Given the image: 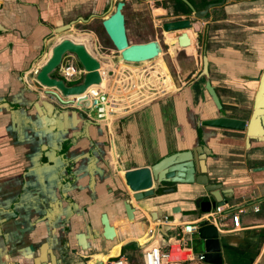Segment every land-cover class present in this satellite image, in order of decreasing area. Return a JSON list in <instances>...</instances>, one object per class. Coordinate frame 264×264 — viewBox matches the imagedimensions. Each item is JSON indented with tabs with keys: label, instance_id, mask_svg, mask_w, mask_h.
I'll return each mask as SVG.
<instances>
[{
	"label": "crops",
	"instance_id": "0c3cea01",
	"mask_svg": "<svg viewBox=\"0 0 264 264\" xmlns=\"http://www.w3.org/2000/svg\"><path fill=\"white\" fill-rule=\"evenodd\" d=\"M111 1L0 0V264H32L42 242L48 244L58 264H103L120 254L121 247L128 243L138 246L141 260L143 245L163 248L168 241L191 249L190 262L200 264L195 259L199 252L191 245L194 235L197 238L198 226L190 234L182 232L183 226L206 216L193 210L191 203L202 194L198 186L179 184L173 193L139 203L130 199L135 222L129 224L121 212V202L114 199L116 194H108L104 183L92 190L83 177L93 158L89 152L96 133L85 127V133L63 160L65 152L58 154L56 131L48 128L45 113L30 107L36 98L32 91L36 88L28 76L30 69H37L62 39L77 41L91 51L95 41L91 28L112 11L113 7L108 10ZM128 1L127 19L138 26L148 21L157 27L165 21L189 19L188 32L194 47L190 51L177 50L183 53L179 56L173 54L177 48L175 40L166 38L167 53L174 57L173 71L168 77L172 89L153 98L138 99L123 106V112L101 121L107 125V131L113 130L114 136L111 140L106 132L109 140L105 153L99 155L93 149L95 159L103 156L105 179L121 175V163L124 169L149 166L173 151L193 146L194 125L216 116L201 87L191 86L199 69L197 57L202 45L206 48L210 82L221 104L233 107L225 109V113L234 114V118H248L247 109L264 66V0H225L221 6L209 9L202 19L193 18L191 13L182 15L176 0H123V8ZM167 4L171 11L157 14ZM177 10L179 15L169 17ZM69 23H73L69 30L51 33ZM99 57L101 71L105 72L102 88L106 90L110 78L107 74L113 75L115 69ZM164 69L163 64L162 75ZM136 76V81L142 82L140 73ZM138 85L137 95L140 89H151L147 84L141 88L142 84ZM175 92L173 97L151 104ZM109 93L113 98L119 95L116 89H109ZM78 98L81 100L75 110L87 116L81 104L84 97ZM122 116L126 118L112 122ZM103 129L102 126L100 130ZM203 132L212 153L204 161L206 173L231 189L232 197L223 208L230 207L229 212L242 209L236 228H232L227 214L208 222L217 233L221 264H264V171H252L264 166V144L250 142L246 150L241 135L212 129ZM99 212L106 214L116 238L111 243L96 241L92 245L89 230L100 232ZM152 212L157 214L155 222L149 218ZM139 225L144 227L143 231ZM153 227H160L161 233L152 235ZM78 233L86 239L84 251L77 246Z\"/></svg>",
	"mask_w": 264,
	"mask_h": 264
},
{
	"label": "water",
	"instance_id": "95a60500",
	"mask_svg": "<svg viewBox=\"0 0 264 264\" xmlns=\"http://www.w3.org/2000/svg\"><path fill=\"white\" fill-rule=\"evenodd\" d=\"M179 1L188 7L193 18L202 19L206 16L209 9L221 6L225 0L208 3L198 11H195L186 0ZM123 6L124 3L121 0L117 1L112 11L100 22L103 32L113 48L118 52L119 60L123 63L136 64L155 59L162 53L161 46L157 41H148L140 44H129L127 42L123 15L121 13ZM110 9L111 4L108 7V10ZM177 15H179L178 10L169 17ZM72 24L73 23L62 25L53 29L51 33L58 34L64 32L68 30ZM159 28L161 34L165 38H173L175 40V46L179 51H185L186 48L189 50L193 49L194 42L190 38L188 32L191 28L189 19L165 21L160 24ZM198 38L200 37L196 36V40ZM205 50V45H202L199 53L201 55L200 74L206 79L208 61ZM64 53L74 54L85 72L78 85L65 87L61 81L48 77V74L59 64L61 56ZM99 69V62L91 57L82 45L75 44L67 39H62L51 48L49 57L35 73L34 80L36 84L42 88H54L58 90L62 97H79L88 87L96 86L101 82ZM110 75L111 73L107 74V76ZM203 89L214 107L216 116L214 118L201 119L194 125L195 144L193 146L184 148V150L173 151L149 166L139 165L136 168L124 169L123 166L119 164L122 174H117L116 177L112 178L107 176V179L102 176L103 170L105 169L103 156L95 159L94 150L92 149V151L89 152V155L93 158L88 161V169H84V179H86V182L92 187V190L95 185L98 184V186H100L104 183L105 190L108 194H116L114 199L121 202V212H123L125 222L129 224L135 222L133 214L134 209L131 207V203L129 202L130 199L133 202L139 203L153 196L173 193L176 189V185L179 184L196 185L201 189L202 194L196 196L191 202L193 210H197L200 214H207L215 207L223 206L231 199V189L224 187L215 179L209 178L206 173L204 161L206 158L211 157L212 153L206 143L207 135L203 132L204 129H212L218 132H231L241 135L243 146L246 150H248L250 142L264 144V66L261 68L256 88L252 93L251 105L249 109H247L249 115L246 119L234 118L232 117V115H234L232 113L226 114L225 109H231L233 107L221 104L214 88L208 81H205ZM176 93L177 92L162 96L151 104L167 100ZM80 100L81 99L77 98L75 102L76 106L79 104ZM82 100H84V98H82ZM32 107L37 113L42 109L45 113V117L47 116V118H49L48 128L56 131L55 135L59 141L58 144H60L58 152L63 150V144H66L64 150L66 147L67 149L64 156L61 157V159L64 160L69 148L73 147L75 141L85 133V127L83 126L82 128L80 123L83 121L84 124H87L89 120H84L76 111L58 112L52 105L42 100L40 104H36L35 102ZM55 112L56 114L58 113L57 116ZM124 118H126V116L118 117L112 120V122L115 123ZM80 128H82L81 132ZM110 131L113 134V130L110 129ZM84 138H86V135ZM188 140L189 139H187V141ZM252 171H264V166L255 167ZM72 177L77 181L74 174ZM165 185H170L171 187L165 188ZM175 209L179 211L178 208ZM156 217L157 214L155 212L149 215L152 222H155ZM98 222L100 226V232L98 234L92 229L89 230L90 238L88 239L90 243L93 245L96 241L99 243L102 241L108 243L114 241L116 238L115 229L110 224L105 213L99 212ZM139 227L141 231H143L144 227L142 225H139ZM153 232L161 233L160 227H153ZM164 236L166 235L164 234ZM196 237V246L199 252L198 256L201 258L199 263L221 264L220 248L215 228L205 221L200 220L196 230ZM75 240L80 250L84 251L87 249L85 244L86 239H84L83 234H76ZM56 260L48 244L42 242L39 246L38 255L32 259V264H58Z\"/></svg>",
	"mask_w": 264,
	"mask_h": 264
},
{
	"label": "rangeland",
	"instance_id": "374dc122",
	"mask_svg": "<svg viewBox=\"0 0 264 264\" xmlns=\"http://www.w3.org/2000/svg\"><path fill=\"white\" fill-rule=\"evenodd\" d=\"M111 2H112L111 3V7H112L114 4V0H112ZM129 7H130V3L128 1L127 5H125V7L121 10L124 20V29H125L127 41L130 44L144 43L148 41H157L161 46L162 53L159 59L156 58L157 60L153 59L145 63H136V64L121 62L119 60V56L113 53L112 50H110V55H109L111 56L110 59L102 57L104 59V62L110 63L115 69L114 74L108 79L109 81L107 83L106 91L109 93V89L110 92H112V89H116L117 93L119 94L117 97L113 98L116 105V113L123 112L125 106H129L130 104L137 102L138 99L140 100L143 98L147 99L146 97L149 96L153 98L154 96H158L165 93L166 90L172 89L167 74L165 72H163L164 75L160 73V69L162 68L163 64L167 69L169 68L172 69L174 67V59H173L174 57L173 54L167 53L168 50L167 47H169V45L167 44V39L165 37L163 39V36L161 35V30L159 28L160 24L157 25V27H152L150 21L143 22L144 25L142 24L141 26L135 25L133 23H129L127 19V13L130 12ZM99 24H100L99 20L95 21L94 28L91 29L96 35L98 41L100 43L103 42L102 47L99 48V53H101L102 55H107L109 54V52H107L106 39L103 32L101 31ZM164 41L166 42L167 45L163 43ZM91 51H93L92 48ZM176 54L180 56L179 53ZM198 56L199 57L197 58L200 59L201 55L198 54ZM138 73H140V76H142L141 78L142 82L136 81L137 79L136 75ZM76 83H78V80L73 81L70 84L73 85ZM143 83L150 85L151 89L146 92L143 89H140L139 94L137 95L136 92L139 89L138 84H142L140 86L141 88L144 87L145 85V84L143 85ZM191 245L195 250H197L195 235L193 241L191 242ZM122 255H124L127 258L128 264L141 263L138 249H132L131 247L127 246L122 250ZM187 264H192V263L188 262Z\"/></svg>",
	"mask_w": 264,
	"mask_h": 264
},
{
	"label": "flooded vegetation",
	"instance_id": "af4514ba",
	"mask_svg": "<svg viewBox=\"0 0 264 264\" xmlns=\"http://www.w3.org/2000/svg\"><path fill=\"white\" fill-rule=\"evenodd\" d=\"M117 1H119V0H114V4H113L112 7L115 6V3ZM121 1L123 2V0H121ZM166 12H169V10L166 7H164L163 9L157 10V14H163V13H166ZM70 27H72V26H70ZM101 31L103 32L102 29H101ZM61 33H63V32H61ZM103 34H104L105 39H106L107 52H109V54H107V55H102L101 53H99V48L102 47L103 42L100 43L98 41V39H97L95 34L94 35H95L96 38H95L94 44L91 47L93 51H89L83 44L78 43L77 41L70 40V39H67V40H69V41H71V42H73L75 44L82 45L84 47L85 51L97 61H98V57L99 56L101 58L104 57V58L110 59V57H111V56H109L110 55V50H112L113 53H115V54H117L119 56L118 52L113 48L112 44L110 43V41L108 40V38H107V36L105 35L104 32H103ZM205 39H206V36H205ZM126 40H127V38H126ZM144 43H146V42H144ZM137 44H140V43H137ZM93 46H94V49H93ZM177 50H178L177 48L174 49L173 54L179 53L180 55L183 56V53L182 52H177ZM186 51H190V50L188 48H186ZM49 55H50V51H49ZM49 55H48V57H49ZM47 58L45 60H43V62H41V64H39L37 69H34V71L30 69V71L28 73V76H30V78H31L30 79V83L36 88V90H32L34 92L36 98L30 104V107L33 108L32 105L35 102H36V104H40V102L42 100L43 102L52 105L53 108H55L58 112L76 111L75 110V108H76L75 107V102L77 101L78 97H62L58 90H56L54 88H52V89L42 88L41 86L36 84V82L34 80L35 73L44 64V62L47 60ZM198 61H199V69L197 70L195 76L193 77V82H192L191 86H194V87L196 86L198 88L201 87V90L205 93V95H207L205 90L203 89V85H204L205 81H208V83L213 87V85L210 82V78H209L208 62H207V69H206L207 78L205 79V77L202 74H200L201 73V59H198ZM64 67L70 68L68 70L67 74H66L68 78H66V75L63 76L62 73H61L60 69H63ZM164 68H165L164 70H165V73L167 74V76L171 77V73H172L171 70L173 71V68L172 69H170V68L167 69L165 67V65H164ZM84 74H85V72H84L82 66L79 64V62H78L77 58L75 57V55L71 54V53H64L61 56V60H60L59 64L48 74V77L52 78L54 80L61 81L63 86H65V87H71V86H75V85L80 84ZM111 76H112V74L110 75V77ZM76 80H78V83L73 84V85L70 84V83H72L73 81H76ZM54 94H56V95H54ZM58 99H60L62 102L60 100H58ZM79 103H80V101H79ZM57 114L55 112L56 116H57ZM80 115H81V117L84 120H89V122L87 124H84V122H83L82 127L84 126L86 128L87 127L91 128L92 129V134L96 133L95 136H94L95 140L92 143V148L95 149V152L98 153L99 155H101L102 153H105V151L108 149V140H109L108 134L111 135L110 136L111 140H112V138H114L113 134L110 133V129H108V131H107L108 127L105 124H101V121L95 120V118L93 116H91V115H88V114H87V116L82 115V114H80ZM45 118L49 120V118H47V116ZM101 125L105 128V129H103V132H102V130H100V128L102 127ZM117 131L118 130H116V132ZM106 132L108 134H106ZM64 146H66V144H63V150H61L58 154H63L66 151V150H64ZM67 165H68V163H67ZM120 165H122V163ZM170 187H171L170 185H167V188H170Z\"/></svg>",
	"mask_w": 264,
	"mask_h": 264
},
{
	"label": "built area",
	"instance_id": "2783aa9c",
	"mask_svg": "<svg viewBox=\"0 0 264 264\" xmlns=\"http://www.w3.org/2000/svg\"><path fill=\"white\" fill-rule=\"evenodd\" d=\"M70 68L64 67L61 70L62 75H66ZM99 76L102 79L103 75L99 71ZM66 78L67 75H66ZM97 86V85H96ZM90 86V87H96ZM88 87L85 92V99L82 100L81 104H84L86 113L91 115L97 121H104L108 115L113 117L116 113V105L114 102L113 97L109 95V93L105 91H101L96 88L89 89ZM225 209L227 211H225ZM223 208V206L215 207L206 214L204 219L207 224L208 222L214 220L216 217L220 215H226L230 219L232 228H236L239 225L238 214L242 212L241 208H237L235 212H229L230 207ZM257 210V209H255ZM200 220L197 222H193L191 224H187L183 226L182 232L190 234L191 232L195 231ZM151 231V230H150ZM154 234L152 230V235ZM141 251V264H187L188 262L192 261L190 259L191 256V249L182 246L175 241L167 242L165 247L160 248L157 245L149 244L144 247ZM195 259L197 262H200V256L196 255ZM103 264H128L127 259L124 255L118 254L115 257L108 259Z\"/></svg>",
	"mask_w": 264,
	"mask_h": 264
},
{
	"label": "trees",
	"instance_id": "16d2710c",
	"mask_svg": "<svg viewBox=\"0 0 264 264\" xmlns=\"http://www.w3.org/2000/svg\"><path fill=\"white\" fill-rule=\"evenodd\" d=\"M176 1L179 4L180 10H181L180 12L182 15H187V14L191 13L186 5H184L179 0H176ZM186 1L192 6V8L194 10L197 9V11H198V10H201L204 5H206L208 3H215V2H218L219 0H186ZM127 246L131 247L132 249H139L138 246L134 242L128 243V244L121 247V250H120L121 255H122V250Z\"/></svg>",
	"mask_w": 264,
	"mask_h": 264
},
{
	"label": "bare ground",
	"instance_id": "6f19581e",
	"mask_svg": "<svg viewBox=\"0 0 264 264\" xmlns=\"http://www.w3.org/2000/svg\"><path fill=\"white\" fill-rule=\"evenodd\" d=\"M166 8L167 9H170L169 10V12L171 11V7L167 4V6H166ZM161 56V54H159L156 58H159ZM155 58V59H156ZM99 62V61H98ZM143 63H145V62H143ZM99 64H100V69H99V71L102 73V75H103V78L101 79V82L96 86V87H90L89 89H92V88H96V89H99V90H101V91H105V90H103V88H102V81L104 80V75H105V72H102L101 70L103 69L102 68V66H101V63L99 62ZM109 73H111V72H109ZM166 75V74H165ZM169 79V78H168ZM167 82V81H166ZM170 85H171V83H170ZM172 91V90H171ZM80 96H83L84 98H85V95L84 94H82V95H80ZM112 120V119H111ZM111 120H109V122H108V126H110V121ZM101 124H105V122H101ZM107 126V125H106ZM114 150V148H113V146L111 147V154H110V156L112 157L113 155V151ZM125 224H127V223H125Z\"/></svg>",
	"mask_w": 264,
	"mask_h": 264
}]
</instances>
